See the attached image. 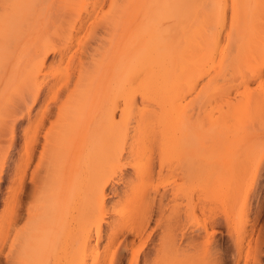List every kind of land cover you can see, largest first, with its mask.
Instances as JSON below:
<instances>
[{
	"label": "rangeland",
	"instance_id": "374dc122",
	"mask_svg": "<svg viewBox=\"0 0 264 264\" xmlns=\"http://www.w3.org/2000/svg\"><path fill=\"white\" fill-rule=\"evenodd\" d=\"M5 2L7 0L3 1L4 11L0 9V20L3 19V22L0 21V170L4 172L0 176V230L5 229V225L9 223L10 213H27L25 210H29L27 206L21 212V195L34 196L30 185L21 187V163L25 146L33 147L35 151L28 182L39 164L43 169L48 167V161L40 163L44 151L53 152L58 158L59 153L67 152L73 158L82 149L81 165L84 172L71 187L70 210L65 215H59L60 223L64 217L66 223L62 226L57 224L59 232L56 225L51 226L52 234L56 233V240L42 264H264V161L257 172L255 161H252L254 151L264 150V144L261 143L264 141V131L259 133L256 125L245 120L243 110H230L225 101L228 100L227 91L221 90L231 84L232 78L242 74L239 72L242 68L230 59L224 62L223 68L221 58L229 54L226 47L227 34L233 32L239 24L240 35L246 36L248 43L261 39L264 44V0H178L172 3V11L180 12V18L174 16L173 20L169 16L168 24L172 22L180 28L175 32L170 31L164 43L159 42L167 45L169 51L162 57L164 62L176 67L169 70L172 89L176 83L188 85L185 79L193 66L201 64L202 74L194 68L193 74L189 76L196 85L183 103L191 102L193 107L180 126V133L186 136L183 147L191 151L195 149V162L189 161L187 157L185 160L176 157L174 160L179 161L181 169L176 172L164 171L162 175H159L158 164L153 165L156 154H152L148 160L146 155L137 162H129L127 152L124 158L113 162L111 158L116 152L112 145L114 139L101 146V142L94 138L95 125L105 120L98 135L104 133L107 125L105 112L108 109L107 96L96 92L95 88L97 85L98 89H105L103 86L106 84L107 88L113 85L117 80L115 72L119 64L110 80L102 66L114 59L123 63L128 55L136 54L138 45L131 47L128 52L124 50L129 48L136 36L132 35L121 41V50L118 48L117 51L110 52L108 48L103 53L101 47L94 44L85 52L77 50L90 43L82 32L84 35H78V47L74 46L78 54L71 62L79 65V60L82 59L85 63L83 73H79V70L73 73L74 68L67 65V58L74 53L73 48L67 52L63 63L57 61L55 53H51L47 65L33 73L29 64L31 59L41 60L40 53L33 55V50L41 41L36 37L30 38L29 35L41 24L36 23L35 13L25 15L21 21L20 18L18 21L14 20L12 15L15 12L21 14V2L14 6L15 10L11 6L14 0ZM151 7L148 5L144 12L148 20L156 19L159 15L155 16V7ZM105 9L107 10L106 6ZM1 13L4 17V14L8 16L3 18ZM223 16L221 43L216 45L211 41L210 35L214 31L213 25H218ZM256 25L262 27L259 34L253 32ZM112 40L108 38V41ZM58 41L53 45L61 44ZM81 41L84 43H80ZM189 42L192 43V48H189ZM177 44L183 49L178 51L175 48ZM209 49L215 50L217 57L206 58L205 54H208ZM136 57L132 60L136 61ZM220 67L221 72L216 75V69ZM33 76L37 77L34 84L31 80ZM216 76L223 80H216ZM258 85L259 80L255 78L251 87L256 88ZM66 86L64 94L55 100L53 91ZM133 86L138 87L139 84L135 83ZM244 90L245 87L234 90L230 98ZM127 94L126 92L125 95ZM35 95L38 98L33 102ZM213 97L219 100L214 101ZM49 101L54 105L50 104V113L45 117V126H42L39 114ZM140 101L141 99L137 102V116L143 110ZM121 102L122 111L119 107L115 115V121L118 122L124 115L121 112L128 109L125 110ZM65 105L67 112L60 117V108ZM170 108L166 105L164 110L168 111ZM148 109L154 110V105L151 103ZM122 118L127 119L128 112ZM63 123H71L74 127L68 131L69 134L61 133L56 141L53 139L47 144L46 131L51 130L52 125L58 127ZM171 123L170 121L168 124ZM145 124V119L141 118L139 122L133 120L129 126L133 132L135 129L140 131L138 143L143 142L147 136L150 137L141 133ZM254 124L257 122L254 121ZM88 125L90 129L85 131L84 136L82 131ZM47 136L51 138V134ZM91 142L93 146L96 145L94 148ZM181 144L182 141L177 142V145ZM171 146L173 147L172 142L163 141L160 145L161 153H166V149L170 150ZM87 149L89 152L85 151ZM155 151L160 152L159 149ZM170 151L173 153L174 149ZM167 153L166 156H169ZM55 157L54 164H57ZM96 159L98 163L91 164ZM67 170L62 173L61 178L70 180L72 174ZM149 172L152 179L141 177ZM39 178L37 185L43 187L45 175L40 174ZM98 178L99 190L97 183L95 184ZM54 186L53 194L62 192L59 182ZM41 192L40 190L38 193ZM51 198L47 195L42 203L51 201ZM149 206L153 208V212L144 213ZM46 210L47 207L40 212ZM20 218L21 215L16 230L10 233L6 244L1 236L3 230L0 231V247L5 244L3 254L9 253L12 247L15 250L12 255L16 259L12 260L17 261L16 264L21 263V253L18 254L21 252V227L24 228L27 224L26 215L22 214L23 223ZM1 260V264H8L4 256H1Z\"/></svg>",
	"mask_w": 264,
	"mask_h": 264
},
{
	"label": "bare ground",
	"instance_id": "6f19581e",
	"mask_svg": "<svg viewBox=\"0 0 264 264\" xmlns=\"http://www.w3.org/2000/svg\"><path fill=\"white\" fill-rule=\"evenodd\" d=\"M3 1L5 0H0L1 11L3 10ZM8 1L9 0H7V2ZM177 1L178 0H14V3H12L13 5H11L13 6V10H15L14 6H18L21 2V14L15 12V14L12 15V17L14 16V20L18 21L20 18L21 21L25 15H28L29 13H35L36 23L41 24L36 30L32 31V34L29 35L30 38L36 37L41 41L36 49H32L33 55H37V53L41 54V60L31 59V63L29 65L33 70V73L39 72L41 68L47 65L48 56L51 53H55V57L58 58L57 61L63 63L64 57L72 50V48L74 49V53L69 56V58H67V65H70L74 68L73 73H76V70H79V73H83L85 63H83L82 59L79 60V65H77V63L72 64L71 62L74 60V57L77 56V50L80 49L87 52L94 44H97L101 47L103 53L108 48V51H117L116 49L118 48L121 50V41L128 39L129 36H136V38L130 42L131 44L129 48L124 49L125 52H128L131 47L138 45V52L136 54H127L128 58L123 63L114 59L112 61L109 60L104 64V66H102L103 70H105L107 73V79L110 80L114 75V69L119 64V68H116L115 72L117 78L116 82L108 88V84H106L103 86L105 89H98V85L95 88L97 89L95 90L96 92H102L107 96L106 107L108 109L105 112V117H107V125L104 129V133L101 136L98 135L99 128L102 127L105 120L95 125L96 128L94 131V138H96L98 142H101V144H99L101 146H103L106 141L114 139L112 145L116 152L111 158V161L113 162L124 158L127 152L129 153L130 157L129 162H137L140 157H145L146 155V160H148L152 154H156V159H154L153 165L157 163L160 167L159 175H162L164 171L176 172L178 169H181V166L178 163L179 161L174 160L176 157L184 158V160L187 157L189 158V161L192 160L195 162L197 155L195 149L191 151L187 147H183V142H186V136L180 133V126L183 118H185L186 114L189 112V109L193 107V104H190L191 102L186 104L183 103L185 102L187 94L194 90L193 88L196 85V83L191 81L189 76L193 74L194 68L199 74H202L201 64L195 65L193 66L194 68H190L188 70V75L186 74L187 77L185 79V81L188 83L187 86L185 84L180 85L176 83L175 88L172 89V81H170L169 70L176 67L167 65V63L164 62L162 57L169 51L167 49V45L159 44L160 41L164 43L163 41L166 39V37H168L170 31L175 32L180 28V26L174 25L175 23L169 22L168 24L167 19L169 16L172 17L173 20L174 16H176L177 19L180 18L178 15L180 12L172 11V3ZM148 5L152 6L151 9L155 7V10L153 11L154 15L156 16V14H159L156 19L151 18L153 20H148L145 17L144 12ZM105 6L107 7V10L105 9ZM2 13L1 15L3 16ZM4 15H6L5 17L8 16L7 14ZM5 17L3 16V18ZM0 21L3 22V19ZM223 27L224 16L218 25H213L214 31L211 32L210 35L211 41H213L216 45L221 43ZM235 28L236 29H233V32L228 33L226 36V47L229 54L223 56L221 61L223 62V68H225L224 62H227L228 59L231 61L233 60L232 62L234 64L236 63L237 66L242 68V70L239 71L242 74L239 77L232 78L231 84L223 87L221 90L227 91L228 100L225 101L227 105L230 106V110H236L237 112L243 110L245 114V120L251 122L254 126L256 125V129H258V132L260 133L264 131V44L262 43L261 39L253 43H248L247 37L240 35L241 27L239 24H237ZM261 29L262 27L260 25H256L253 31L254 34H259ZM236 31L238 32L237 34ZM82 32L86 34L85 36L88 37L90 43H87L84 46L81 45L82 49L77 48V50H75L74 46L78 47L79 43L77 42V40H79L78 35ZM108 38L113 40L108 41ZM56 40H59L61 43L56 44L59 45V47L53 45L54 42H57ZM82 42L83 41L80 43ZM188 44H190V42ZM169 46H171V44H169ZM175 48H178V51L183 49V47L179 44H177ZM189 48H192V43L189 45ZM169 49L171 50V47H169ZM37 57L40 56H34V58ZM133 57H136L137 60H132ZM205 57L215 58L217 57V53L215 50L209 49L208 54H205ZM231 57H233V59ZM123 59L124 55L122 56V60ZM52 63L49 66H51ZM253 63L256 64V66H250ZM208 70L211 71L214 69ZM219 72H221V67L218 70L216 69V75L219 74ZM255 78L259 80V85L256 88H252L251 84L254 82ZM36 79V76L32 77L31 80L33 84L36 82ZM216 80L222 81L223 79L222 77L216 76ZM135 83L139 84V86L134 87L133 85ZM67 87L68 86L64 87V89H58L60 91L54 90V99L57 100L60 98V96L64 94L63 91L66 90L65 88ZM241 87H245L244 92L241 94H235L233 98H230L233 91ZM79 89H81V87ZM126 92L128 93L127 95H125ZM37 98L38 96L35 95L33 102ZM139 99H141L140 102L143 110H141V114L137 116L135 113L138 109L137 102ZM216 100L219 99L214 98V101ZM120 101H122L121 103H123L125 110L128 108L127 110L129 111L123 110L121 113L124 115L121 116V120L118 122L115 121V115L119 110ZM51 102L52 101L47 102L44 110L39 114L40 120L42 121V126H45V117L50 113L49 110L51 108ZM151 103L154 105V110L152 111L148 109ZM209 103H211V101ZM166 105L171 107L168 111L164 110ZM71 107L72 106H70V108ZM65 109L66 105L60 108V117H62V115L67 112ZM120 110L122 111L121 107ZM207 111L211 113L210 109H207ZM127 112L128 118H122L127 115ZM209 113H207V116ZM141 118L145 119L146 123L145 128H143L141 133L150 135V137L147 136L143 142L138 143L137 138L140 136V131L135 129L133 132L129 126L133 123V120H135V122H139ZM147 118H149L150 122ZM122 119L126 120L123 122ZM170 121L172 123L168 124ZM254 121L257 122V124H254ZM52 126L53 127L51 130L46 131L47 144H50L53 139L56 141L57 136L61 133L69 134L68 131H71V129L74 127L71 125V123H63L58 127L54 125ZM89 126L90 125H88L87 128L85 127V130L82 131L83 134L85 131H89ZM251 129L255 130L254 127H251ZM131 132H133V134H131ZM49 134H51V138L47 136ZM27 135L28 134H26V136ZM142 139L143 138H141V140ZM83 141L85 140L83 139ZM83 141L82 143H84ZM163 141H170L173 143L174 148L172 146V148L170 147V150L174 149L173 153L169 150V148L166 149L168 153L166 150H164L169 156H166V153L164 152L163 154L161 153L162 150L160 145ZM179 141H182L181 146L177 145V142ZM92 142L94 143L95 141L92 140ZM92 142L91 146H93ZM261 143L264 144V141ZM26 145L28 144L26 143ZM94 146L96 145L94 144ZM156 149L161 151L158 153V151H155ZM81 151L82 149L76 152L72 156L73 158H71V155H69L67 152H62L61 154L59 153L58 155L60 158H58L57 154L54 155L53 152L50 153L44 151L45 155L43 153L40 163L43 161H48V167L43 169L41 164H39L31 173V178L28 182V173L31 162L34 158L35 151L33 147L29 148L25 146L23 161L21 163V187L24 185H26V187L30 185V190L34 191V196L30 197L26 196V194L21 195V212L27 206L29 207V210H25L27 213H10L9 223L6 225L4 224L5 229L2 228L3 235L0 233L2 238H4V242L3 240L2 242L5 243L8 240L10 233L16 230L15 227L18 225V221H20L19 216L21 215L20 219L21 223H23V219L25 217L22 218V214L26 215L27 224L24 225V228L21 227V252H18V254L21 253V263L19 264H42L45 257H47L52 250L56 240V233L53 232L52 234L51 226H57V224L60 223L59 215L62 213L65 215V213H68V210H70L69 207L72 201L70 200L69 194H71V187L76 182L78 176L80 178L84 172L81 165L83 158L81 156ZM85 151H88V149ZM169 152H171V154ZM87 156L89 157V155ZM252 156V161H255L257 172L260 168V165L264 161V150L262 149L254 151ZM54 157L57 159V164H54ZM107 157H109V155H107ZM90 161L92 162V160ZM97 163L98 159H96V162L94 161V163L91 164ZM66 170L67 172L70 171L72 174L70 180H65L64 177L63 179L61 178L62 173ZM3 173V170H0V176ZM40 174L45 175L43 187H39L37 185ZM141 177L143 179H152L150 172L145 176L142 175ZM99 178L101 177L99 176ZM99 178L95 181V184L97 183L98 185V190L100 188V184L98 182ZM142 178L140 180H142ZM39 181H41V178H39ZM58 182L61 186V196V193L58 194L56 192V195L55 193L53 194V189L55 188L54 185ZM80 182L84 183V181L81 180ZM95 184H92V186ZM84 185L87 186V184ZM97 185H95V187ZM40 190L42 192L38 193ZM92 193H94V191ZM47 195L52 197L51 201L48 200L45 203H42V200L45 199ZM46 207L49 211L48 213L46 212L47 210L45 212H40L42 208ZM31 208H33L32 211L30 210ZM152 212L153 208L150 206L144 211V213ZM49 213L52 214L50 215ZM173 213H177V211H173ZM2 223H5V221H2ZM65 223L64 217L61 219V223L59 225L62 226ZM56 230L59 232V227L58 229L56 228ZM49 232H51V234H48ZM5 244L0 247V264L3 262L1 260V256L5 257V262L8 264H16L17 261L15 262L16 259L13 258L14 254L12 255V251L14 250H12V247L9 253L5 255L3 254ZM12 258L15 260H12ZM17 260H19V258Z\"/></svg>",
	"mask_w": 264,
	"mask_h": 264
}]
</instances>
